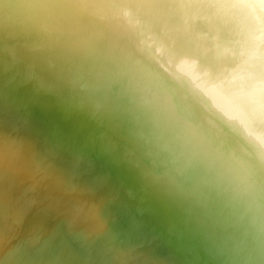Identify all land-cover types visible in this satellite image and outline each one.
I'll return each instance as SVG.
<instances>
[{"label":"water","instance_id":"obj_1","mask_svg":"<svg viewBox=\"0 0 264 264\" xmlns=\"http://www.w3.org/2000/svg\"><path fill=\"white\" fill-rule=\"evenodd\" d=\"M130 1L0 0V264H264V167L191 87L219 59L264 92V33L230 0Z\"/></svg>","mask_w":264,"mask_h":264},{"label":"bare ground","instance_id":"obj_2","mask_svg":"<svg viewBox=\"0 0 264 264\" xmlns=\"http://www.w3.org/2000/svg\"><path fill=\"white\" fill-rule=\"evenodd\" d=\"M126 5L133 10L134 6L130 0H123ZM149 1L155 5L159 3L155 0H144V2ZM234 5H239L241 9H244L251 19L255 21L256 26L259 27V31L264 33V0H230ZM127 7V8H128ZM121 9L125 10L124 6ZM69 15L68 12L65 13ZM135 14V13H134ZM72 15V13H71ZM251 21V20H250ZM140 22V20H138ZM181 28H177L174 25L173 34L166 33L167 36L173 40L179 41V36L187 37L186 34L191 33L190 29L178 24ZM256 26L254 28L256 29ZM257 31V32H259ZM181 38V39H184ZM264 39V35H263ZM187 42L191 44V49L186 48L192 53H198L200 59H212L209 55V48L204 46L200 38H195L193 40L188 39ZM184 45L185 42L183 41ZM186 46H189L186 44ZM208 48V49H207ZM184 50V47H182ZM152 52V51H151ZM206 53L207 55H205ZM212 56V54H211ZM217 66H221V69L216 71H211L212 73H206L202 68V71L196 70L193 75V83L191 87H196L201 94H208L216 99H219L222 104L229 107L230 114L239 120L238 126L234 123H230L231 127L247 142V150L256 157V160L264 167V92L256 87H251L247 89V99H244L245 95L241 94L239 91V85H243L237 79L233 78L229 71V66H225L222 62L217 60ZM185 74V73H184ZM190 78V77H189ZM249 148V149H248ZM251 150V151H250Z\"/></svg>","mask_w":264,"mask_h":264}]
</instances>
